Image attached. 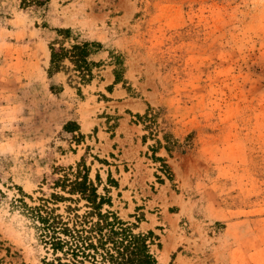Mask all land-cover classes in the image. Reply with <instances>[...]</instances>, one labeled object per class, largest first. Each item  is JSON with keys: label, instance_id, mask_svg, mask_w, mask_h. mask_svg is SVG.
Listing matches in <instances>:
<instances>
[{"label": "rangeland", "instance_id": "obj_1", "mask_svg": "<svg viewBox=\"0 0 264 264\" xmlns=\"http://www.w3.org/2000/svg\"><path fill=\"white\" fill-rule=\"evenodd\" d=\"M60 41L89 80L49 75ZM131 234L264 264V0H0V264H111Z\"/></svg>", "mask_w": 264, "mask_h": 264}, {"label": "trees", "instance_id": "obj_2", "mask_svg": "<svg viewBox=\"0 0 264 264\" xmlns=\"http://www.w3.org/2000/svg\"><path fill=\"white\" fill-rule=\"evenodd\" d=\"M23 4L27 0H22ZM63 39L67 38L70 29H59ZM88 43H73L70 46H65L63 41L58 42V46L53 43L50 45V60H49V75L60 70L67 71L68 66L65 61L68 60L73 67L70 71H74L81 81H87L91 77L90 62L87 56L90 52ZM52 87V86H51ZM141 120H149L148 111L143 115H137ZM140 234H131L115 245V254H106V260L111 264H155V259L148 253L145 242L141 239ZM127 240V241H126ZM123 241H126L124 244Z\"/></svg>", "mask_w": 264, "mask_h": 264}]
</instances>
